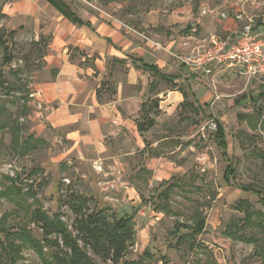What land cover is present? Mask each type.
Instances as JSON below:
<instances>
[{
  "label": "crops",
  "instance_id": "1",
  "mask_svg": "<svg viewBox=\"0 0 264 264\" xmlns=\"http://www.w3.org/2000/svg\"><path fill=\"white\" fill-rule=\"evenodd\" d=\"M65 1L83 24L66 17L47 0H19L11 16L23 27L24 19L33 16L38 34L50 35L44 47L43 66L27 85L28 108L22 106L16 114L21 113V119L31 108L29 117L36 135L46 137L52 128L59 132L53 141L68 140V162L74 161V170L83 181L90 182L92 196L103 205L112 207L120 216L132 217L134 223H147L148 218L160 220L164 212L155 209L149 196L153 185L182 178L186 170L184 165L163 157L159 150L172 144L173 152L178 151L182 137L171 134L170 127L191 115L205 113L187 109L182 114V88L192 92L190 100L206 111L213 97L207 86L214 90L216 87L215 78L209 77L214 72L193 70L170 51L180 55L190 52L182 41L194 26L198 27L199 39L217 32L235 40L242 22L235 19L233 11H229L227 19L212 14L202 16L203 4L196 7L190 2L168 14L149 12L136 19V24L166 48L156 50L120 23L91 13L82 4L87 0ZM225 1L215 6L225 9ZM259 2L258 7L247 2L245 8L256 21L261 20L263 25L257 31L264 35V0ZM133 58L138 65L156 66L170 79L137 66ZM145 117L155 123L148 131H140L138 121ZM218 118L226 126L224 117ZM204 155L201 152L196 159L203 165ZM139 185L149 187V194L143 195ZM136 235H141L144 243L147 229L136 231Z\"/></svg>",
  "mask_w": 264,
  "mask_h": 264
},
{
  "label": "rangeland",
  "instance_id": "2",
  "mask_svg": "<svg viewBox=\"0 0 264 264\" xmlns=\"http://www.w3.org/2000/svg\"><path fill=\"white\" fill-rule=\"evenodd\" d=\"M223 1L225 0H87L82 1V4L91 13L103 15L108 22L122 21L149 34L148 30L144 31L136 24V19L149 12L168 14L189 2L199 7L201 4L215 6ZM18 2L19 0H0V34L4 29L9 30L12 25H18L11 17L19 7ZM24 20L26 26L19 29L15 37L14 60L10 65H2V68L7 81L21 78L28 85L43 66L44 47L50 40V35L38 34L33 16ZM2 54L0 46V64ZM17 70L19 71L16 72ZM213 72L215 75L209 77L211 80L215 78L216 87L214 90L212 86H207L213 91V97L208 99L205 113L191 115L179 125L173 124L170 127L172 129L168 130L171 134L182 137L181 148L173 152L174 146L170 144L159 150V153L164 154L163 157L184 165L186 170L181 178V187L172 192L168 201L170 213L164 212V216L157 221L147 216V223L135 222L136 231L140 233L145 228L148 236L143 243L141 235H136L120 264L143 259L145 250L153 254L148 259L150 264H264V229L259 222V213L264 212V205L260 200L264 197V112L258 114L255 106L247 101L235 103L236 97L241 94L256 95L260 91L264 92V78L250 80L234 69H214ZM0 94H6L2 87ZM13 95L25 96L26 91L15 92ZM28 99L27 96L18 105H9V109L14 113L22 106L27 109ZM259 105L264 106V96L259 99ZM30 114L31 108L20 119L24 128L22 135L26 137L33 134L35 138L42 140L43 143L37 149L27 155L17 154L7 147L11 142L10 134H0V189L5 190L4 185L10 184L7 176L17 177L22 185L21 193H18L17 188H7V194L0 193V230L3 228L4 232L10 231L11 238L17 245L22 244L19 233L22 230L38 239L41 237V228L29 220L28 213L24 212L26 208L30 211L41 206L50 215L59 212L71 225L75 215L61 200L70 191L89 197L94 193L90 182L83 181L74 170V161L68 162V140L61 138V142L53 141L59 132L52 128L47 131L46 137L43 134L36 135ZM220 116L224 117L229 134V153L237 157L236 174L229 185L223 178L226 162L221 159V151L213 139L215 130L210 127L214 118ZM241 116L249 118L242 119ZM201 152L205 154L202 159L205 165L196 161ZM91 182L96 183V180L92 179ZM32 183L34 188H28ZM159 183L155 182L153 185V194L146 192L149 187L145 185H139L138 188L143 195L152 196V202H163L156 198L159 190L163 189ZM241 184H255L261 190V195L244 192L238 187ZM22 199L25 208L18 210L17 201ZM241 199L250 201L252 210L256 212L255 219L250 224H244V210L237 207ZM199 218L205 219V227L195 237V243L191 245L192 241H188L177 246L171 234L175 223L194 225ZM230 228L231 233H228ZM240 235L248 240L239 239ZM1 248L3 246L0 243V250ZM14 255L15 264H45L40 253L28 243L22 245ZM94 258L96 264H114L102 261L95 255Z\"/></svg>",
  "mask_w": 264,
  "mask_h": 264
},
{
  "label": "trees",
  "instance_id": "3",
  "mask_svg": "<svg viewBox=\"0 0 264 264\" xmlns=\"http://www.w3.org/2000/svg\"><path fill=\"white\" fill-rule=\"evenodd\" d=\"M47 1L66 17L78 24H83V21L67 1ZM262 25L261 20H258L256 21L254 29L257 30V27ZM22 28L24 27L21 24L17 26L12 25L9 30L4 29L0 34V46H2L3 52L2 63L0 64V87L6 90L4 96L0 94V134L8 132L11 136V142L7 147L17 154L27 155L32 150L37 149L43 141L35 138L33 134L23 137L22 133L24 128L20 121L21 113H14L9 109V105L18 104L20 100L27 97L29 95V89L25 81L21 78L12 82L7 81L2 68V65H10L14 60L13 50L16 45L15 37L19 29ZM133 62L137 66L159 74L165 79H170L169 75L160 71L154 65L146 63L138 65L134 58ZM22 90L26 91L25 96L17 97L13 95L15 92L20 93ZM182 90L185 96V101L182 104V114L183 110L185 111L187 109L194 113H199L201 110L205 112L203 106L195 105L197 101L193 102L190 100L189 96L192 92L189 93L184 88ZM263 96V91H260L256 95L244 93L236 97L235 103H240L241 101L250 102L255 106V111L261 114L264 112V106H258V101ZM209 117L213 118V115L209 114ZM241 118H249V116H241ZM214 121L217 123V129L213 132V139L221 151V159L226 162L223 174L224 180L227 184H231L232 178L236 174L237 157L229 153V134L226 126H224L219 118H214ZM262 121H264V118ZM154 123V119L145 117L138 121V128L140 131H148ZM6 178L10 181V184L8 186L4 185L3 188L5 190L0 189V193L7 194V188H17L18 193H21L22 185L19 179L9 176ZM181 181V178L174 177L163 182V189L156 196V198L162 199L163 202L160 200L154 201L152 204L155 209L168 214L170 213L168 201L171 198L172 192L176 188L181 187ZM33 183L28 188H34ZM238 187L244 192L261 195V190L255 184H241ZM260 200L264 205V197H261ZM61 202L75 215L71 225L63 219V215L59 212L50 215L41 206L34 207L30 211L28 208L24 210V199L17 201L18 210H24V212L28 213L29 220L39 225L41 228V237L38 239L33 237L30 232L22 230L19 233L23 241L22 244L17 245L11 238L12 233L10 231L4 232L2 228L0 234L3 236H0V243L3 249L1 248L0 250V264H15L14 253H18L22 245L27 243L40 253L45 264H96L94 255L102 261H111L114 264H120L136 237L133 218L120 216L112 207L103 205L93 196L89 197L75 191H70L67 197L61 200ZM237 207L244 210V224L253 222L256 212L252 210L250 201L241 199L238 201ZM259 215L261 217L259 222L263 224L262 227L264 229V212H260ZM204 227V218H199L194 225L176 222L171 234L177 246L188 241H192L191 245H193L195 243V237L202 233ZM182 229H187V231L183 232ZM228 233H231V228ZM238 238L248 240L243 235L238 236ZM152 257L153 254L149 250H145L143 259L125 262L124 264H150V260L148 259Z\"/></svg>",
  "mask_w": 264,
  "mask_h": 264
},
{
  "label": "built area",
  "instance_id": "4",
  "mask_svg": "<svg viewBox=\"0 0 264 264\" xmlns=\"http://www.w3.org/2000/svg\"><path fill=\"white\" fill-rule=\"evenodd\" d=\"M247 2L253 7H258L260 4L259 0H226L225 9L207 4L201 8L202 16L219 15L222 19H227L229 11H233L235 19L242 22L235 40L225 38L217 32L199 39L198 27L194 26L182 41L183 46L190 47V52L187 55H180L170 51V54L193 70H200L206 74H211L214 68L221 67L238 70L250 80L264 78V35L254 29L256 17L245 8ZM118 23L150 43L154 49H166L162 42L150 35L138 31L125 22L118 21ZM210 127L216 130L217 123L212 121Z\"/></svg>",
  "mask_w": 264,
  "mask_h": 264
}]
</instances>
